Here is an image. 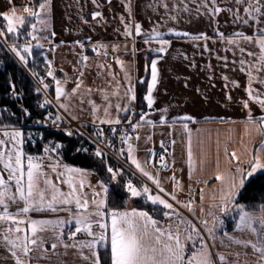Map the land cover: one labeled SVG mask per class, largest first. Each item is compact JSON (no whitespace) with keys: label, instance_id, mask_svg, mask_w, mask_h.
Instances as JSON below:
<instances>
[{"label":"snow or ice","instance_id":"6c2138e0","mask_svg":"<svg viewBox=\"0 0 264 264\" xmlns=\"http://www.w3.org/2000/svg\"><path fill=\"white\" fill-rule=\"evenodd\" d=\"M108 2L111 3V0ZM93 3H96V0H93ZM212 3L215 5L216 0H212ZM235 4L238 6L245 5L243 8L244 18H241L239 8H237L233 13L236 19L242 20L245 25L254 23L257 26V34L250 36L243 32H236L233 37L226 38L223 33H219L220 39L226 41L228 45H234L242 55L245 53V49L240 46L241 42L254 43L259 48L258 63L249 65V68L254 67L259 72L264 69V28L260 27L264 23V0H235ZM204 6L207 7V0H205ZM164 7L167 8V5L165 4ZM50 9L51 0H41L34 8H24L27 16L16 15L15 8L12 9L11 13H3V20L6 21V25L4 28H0V38L25 65L28 64V58L33 55V47L43 48V44L39 43V37L36 35L37 24L41 25V31L47 27V21L42 14L50 13ZM211 11L213 14H219L225 9L214 6ZM227 11L233 10L227 9ZM97 17H102V14L100 12L93 13V19ZM120 20L121 23H124L123 16L120 17ZM26 26H30V30L22 31ZM134 31L136 36H144V44L150 45L152 42L158 44L159 47L155 49L158 53L166 52L170 46V41L165 39V33L158 31L156 27L145 33L142 32V26L136 23ZM124 34L129 37L133 35L132 27L127 23H125ZM9 35L13 40L11 44L7 43ZM175 35L188 34L177 32ZM21 36L25 37L23 44L19 43ZM29 37L31 40L37 41L34 46L27 39ZM193 39H199V37H193ZM204 39L207 40L208 38L205 36ZM228 50L231 49H225V51ZM93 51H96L95 47ZM247 55L250 57L257 56V53L249 51ZM82 59L87 61L88 57L85 55ZM224 59L227 63V58ZM45 63L47 76L55 82V101L60 109L68 112V104L64 103L62 98H67L70 93L65 91L64 82L56 78L52 70V62L45 58ZM117 63L122 68L124 67V61L117 59ZM240 64L241 70H244L245 61L243 59L240 60ZM150 71L151 82L147 86V95L144 96V100L147 102V107L152 109L155 103L153 90L158 80L157 60L151 61ZM33 75L37 74L33 73ZM80 75L82 76L83 73L81 72ZM248 76L249 100L258 104L264 111V98L251 87L252 81L255 79L251 71L248 72ZM38 79L43 85V90L46 91L49 85L44 82L45 78L38 77ZM125 79L128 82L124 93L128 102L127 105L122 107L120 103H117L115 105L117 115L113 118L109 111L113 105L108 103L103 110L104 118L100 119V124L113 126L121 124L119 116L121 111L126 113L131 111L132 115H135L131 105L137 99L136 91L127 71L125 72ZM224 79L227 80V77ZM259 82L264 83V80ZM75 83L76 86L71 90V94L77 92L82 81L76 80ZM233 83L239 86L238 82L234 81ZM12 89L13 95H15L14 85H12ZM37 91L39 92L40 89ZM88 91L90 92L91 89ZM103 98L105 101L109 100L107 94H104ZM50 103L52 101L45 99L39 106L43 108ZM89 103L92 104V110L95 113L98 106L93 101H89ZM243 107L248 109L247 120L244 122L245 134L255 130L261 134L262 139L259 146L254 150L244 146L242 152L232 151L229 153L228 145L225 143L223 155L225 163L229 167L223 170L220 167V141L217 139L215 180L219 182V187L217 189L218 195L212 197L213 203L210 207L218 209L219 215L215 212H209L208 215L212 218L211 223L208 219L199 222L203 225V230L196 223L185 220L176 210L174 204L169 202L166 197H170L172 201L188 209L189 212H193L191 202L183 203L177 199L175 192H167L161 186L158 175H153L146 170L141 162L133 156L134 149L128 143L132 137L126 131L120 139L123 143H128V159L131 160L136 170L158 189V192L153 194L154 190L143 180L134 184L132 179H127L123 183L126 192L131 197H144L153 206H162L160 210L163 211V216L169 221L175 215V226L172 223L162 226L148 211L136 209L122 211L116 206H110L109 186L103 180L98 182L99 190L88 185L92 187V198L89 200L83 192L86 171L63 162L61 157L63 145L60 143L46 144L42 148L43 155L28 153L25 150V144L28 142L35 144L33 133L28 132L26 134L22 128L11 123H5L3 111H0V244L7 249L15 264H32L33 260L47 259L48 248L45 245L49 241H51L53 252L59 245H63L66 249L78 247L81 252L83 249H87L92 255V264H101V249L108 256V264H227L224 255L213 252L217 233L222 231L221 244H223L224 238H227L234 243H242L245 247L250 245L258 254L257 264H264V205L260 206L258 212H254L249 211L245 205L239 203V197L246 187V182H250L257 173H264V116L254 117L248 101L243 103ZM24 111L30 115L26 109ZM162 111L166 113L167 109ZM145 117L146 114L141 112L139 121L136 123H133L131 117H127V124L133 132L140 127L141 122L154 125L152 120ZM72 119H77V117L72 116ZM46 120H49L53 127H59V123L63 122L64 117L60 114L53 116L49 113ZM177 121H184L183 128L188 132L187 163L191 178L196 168V160L193 153L192 132L187 122L197 123V121L190 115L175 117L172 123L175 124ZM165 122L166 117L162 115L160 123ZM37 123L43 122L37 121ZM112 131L113 133L116 132L115 127L112 128ZM66 134L71 136L73 133L66 131ZM95 135L97 139H100L103 136V130L101 129ZM136 139L139 137L137 136ZM200 144L203 145L204 141L201 140ZM81 150L88 151L87 149H78V151ZM120 153L123 154V149H120ZM94 155L97 158H103L105 154L97 146ZM201 156L203 158L200 160V171L203 173L208 164V154L203 148L201 149ZM46 161L47 163H45ZM46 168L55 174V182L49 176V172L45 170ZM107 172L110 174V182L119 183L124 177L123 169L113 168L111 165L107 166ZM172 180L178 187L180 186L175 175H173ZM203 182L208 183L207 179H204ZM59 185H66L68 191L65 192ZM200 192L203 202V190L201 189ZM13 206H15L14 211L12 210ZM200 211L201 213L204 212L203 207L200 208ZM42 212H65L67 219H34L30 215L31 213ZM236 216L239 218L236 230H248L256 237L255 242L237 240L224 229L225 219L229 217L234 219ZM66 228L68 229L67 233L65 232ZM205 232L207 239L204 235ZM78 234L88 239L76 241ZM65 236H67L68 241H76V243H65ZM208 240L212 241L211 246L207 242ZM84 259H88V257H84Z\"/></svg>","mask_w":264,"mask_h":264},{"label":"crops","instance_id":"0c3cea01","mask_svg":"<svg viewBox=\"0 0 264 264\" xmlns=\"http://www.w3.org/2000/svg\"><path fill=\"white\" fill-rule=\"evenodd\" d=\"M165 4L167 8L164 7ZM204 4L205 0H111V3L108 0H96V3H93V0H51L50 13L42 14L47 21V27L41 31V25L37 24L36 35L39 37V43L43 44V48H33L43 52L44 61V55L47 53L63 52L68 57L83 51L86 55H90L94 62L89 65V71L93 69L97 72L102 60L105 63L113 62L108 70V75L94 79L95 92L107 93L111 96L107 104L113 105L109 110L113 118L117 115L115 105L120 103L123 107L128 103L124 97L128 86L125 72L127 71L131 76V82L136 91L137 99L131 105L133 108L138 105V88L140 86H146L144 96L147 95V86L151 82V61L157 60L158 80L153 90L155 103L152 107L156 112L147 118L152 120L154 125L143 123L136 129L129 142L134 149L133 156L141 162L146 170L153 175H158L161 186L169 193L175 192L177 199L181 202L187 203V198L197 192L199 195L192 204L193 212L185 209L189 212L190 218L196 216L199 220L208 219L210 222L209 212L219 215L218 209L210 207L213 203L212 197L218 195L219 187V182L215 180L217 139L220 141L221 170L229 167L226 165L223 155L225 143L228 145L229 153L232 151L242 152L244 146L254 150L262 139L261 134L255 130L245 134L244 122L247 120L248 109L243 107V103L249 102L254 117L264 116V111L260 106L249 100L247 92L248 72L251 71L255 78L251 87L264 98V83L259 82L264 80V69L258 72L254 67L249 68V65L258 63L259 48L254 43L241 42L240 46L245 49V53L242 55L238 48L228 45L219 36V33H223L226 38H231L236 32H243L250 36L257 34V26L254 23L245 25L233 14L239 8L240 16L244 18L243 8L245 5L238 6L235 4V0H216L215 5L212 0H207V7ZM214 6L225 9V11L213 14L211 9ZM25 7L34 8V0H0V18L3 20V13H11L13 8H15L16 15L27 16V13L24 12ZM227 9L233 11H227ZM95 12H100L102 17L93 19ZM121 16L124 17V23H121ZM3 22L4 28L6 21L3 20ZM125 23L132 27L133 35L130 37L124 34ZM136 23L142 26V32H150L156 27L158 31L165 33V39L170 41L166 52H156L155 49L159 45L155 42L150 45L144 44V36L135 35L134 25ZM260 27L264 28V23ZM170 31L171 34H169ZM177 32L188 35H175ZM53 33L55 35H52ZM205 36L208 38L207 40L204 39ZM193 37H199V39H193ZM28 40L33 46L37 43L30 37ZM83 44L95 45L96 51L85 52L81 47ZM226 48L231 50L225 51ZM249 51L257 53V56H248L247 52ZM234 52L235 54H233ZM117 59L124 61L123 68L117 63ZM241 59L245 61L244 70H241ZM60 72L63 71L60 70ZM88 75L92 77L90 72ZM224 77H227V80ZM100 78L104 79V83L99 80ZM234 81L238 82L239 86L233 83ZM107 104H98V110L95 113L87 117L76 115L77 119L74 120L100 124V119L104 118L103 110ZM142 105L147 107V102L144 99ZM164 109H167L166 113L162 111ZM64 113L70 118L73 116L70 112L64 111ZM129 113L121 111L119 116L122 119ZM162 115L166 117V122L163 124L160 123ZM184 115H190L197 121V123L187 122L192 132V146L196 160V168L191 178L187 163L189 137L188 132L183 128L185 122L172 123L175 117ZM137 136L139 139H136ZM201 140L204 141L203 145L200 144ZM202 148L208 154V164L203 173L200 171V160L203 158L201 156ZM163 150H168L169 159L165 165L161 166L157 159ZM127 161L132 170L154 190L153 194H156L158 189L155 185L143 177L128 159V147ZM259 174L261 173H257L255 176ZM173 175H175L176 181L180 182L179 187L172 180ZM204 179H207V184L203 182ZM198 180L200 182H197ZM201 189L204 195L203 202L201 201ZM161 195L163 194L161 193ZM133 198V203L128 204L129 201H127V207L124 210L147 211L135 207V201L138 198H142L148 206H152L154 209L162 208V206L151 205L144 197ZM166 198L169 199V202L176 204L170 197ZM261 205L264 203L254 209L248 207L247 209L258 212ZM201 207L204 209L203 213L200 211ZM12 210H15V206ZM149 214L151 215L150 212ZM30 215L34 219H48V217L53 220L67 219L65 212H42ZM182 217L187 220V217ZM228 219L231 222L235 220L231 217ZM238 219L237 216V221L232 225V229L226 231L237 240L255 242L256 237L248 230H246L245 238L238 236L240 233L239 230H236ZM67 231L66 228L65 232L67 233ZM222 236V231L217 233L216 248L220 254L226 257L227 264H257L258 254L250 245L247 247L242 245V253L239 256L237 249H241L240 245L227 238H224L223 244H221ZM81 239L88 238L78 234L76 241ZM76 241H68L65 236V243L73 244ZM45 247L48 248L46 254L48 258L36 261V264H92V255L87 249H83L81 252L78 247L66 249L63 245H59L53 252L51 241L46 243ZM102 251L104 250L101 249L100 254ZM0 252H6L8 255L7 260L0 264H15L14 259L2 244H0ZM84 257H88V259H84Z\"/></svg>","mask_w":264,"mask_h":264},{"label":"built area","instance_id":"2783aa9c","mask_svg":"<svg viewBox=\"0 0 264 264\" xmlns=\"http://www.w3.org/2000/svg\"><path fill=\"white\" fill-rule=\"evenodd\" d=\"M3 26L4 22L0 18V28H3ZM94 47L96 48L95 45L83 44V49L85 52L92 51ZM29 75L32 78L34 84L36 85V88L40 89L39 92H36L38 99L35 103V106L39 111L45 113V119L44 121H42L43 123H37V121L40 120H34L32 123L22 127L26 134L28 132L33 133V137L35 139L34 145L31 142L25 144V150L32 151L36 155H43L42 148L44 145L49 143H60L63 145V148L61 150V157L63 162L66 163L65 155L67 152V146L70 145L72 146L73 152L75 154H81L87 157L99 159L105 163L106 168L108 165H111L113 166V168L123 169V171L127 172L128 174V176L125 177L124 181H126L127 179H132L133 183L137 184V182L142 180L132 170L127 161V147L130 141L128 143H123L120 137L125 131L132 138L135 134V132L132 131V128L127 124V117H131L133 123H136L139 121V114L141 112H144L146 114L145 118L147 119L148 117L155 114V109H149L148 107H140L139 105H135L132 108L135 111V115L133 116L132 112L130 111V113L126 117L121 119V124L114 126L109 124H93L86 121L74 120L70 118L66 113H64V111L60 109L55 103L53 98L54 83L52 79L42 73H38L37 75H32L29 73ZM38 77L45 78L44 82L49 85V88L46 91L43 90V85L40 84ZM11 96L17 103L20 110L25 113L24 110L26 108L22 103V94L16 92V94L13 95L12 92ZM45 99L52 101V103L47 104L45 107L41 108L39 105L43 103ZM49 113H51L53 116L56 114H60L62 117H64L63 122L59 123V127H53L51 125V122L49 120H46V117H48ZM26 115L27 117H29L28 114ZM142 124L143 122H141L140 126ZM113 127H115L116 129L115 133H113L112 131ZM101 129L103 130V136L100 139H97L95 134ZM66 131H72L73 134L71 136H68L66 134ZM58 136L61 137L62 140L58 139ZM109 144L111 146H108ZM97 146H99L102 152L105 154L103 158H97L94 155ZM78 149H87L88 151H78ZM120 149H123V154L120 153ZM161 157H163V160H161ZM168 159V150H163L159 153L157 161L159 165L163 166L168 161ZM45 163H47V161ZM198 195L199 194L197 192H194L191 196L187 198L186 202H191V204H193ZM174 207L181 214V216L190 218L189 212H187L186 209L180 204H174ZM150 213L154 219L160 222L162 226L166 225L167 223H172L173 226H175V215H173L172 219L169 221L163 216V211L159 209H154ZM229 222V219L226 218L224 226L225 230H227V225Z\"/></svg>","mask_w":264,"mask_h":264},{"label":"trees","instance_id":"16d2710c","mask_svg":"<svg viewBox=\"0 0 264 264\" xmlns=\"http://www.w3.org/2000/svg\"><path fill=\"white\" fill-rule=\"evenodd\" d=\"M40 2L41 0H34V7ZM27 30H30V26H26L22 31L26 32ZM12 42V37L9 35L7 43L11 44ZM24 42L25 37L21 36L19 43L23 44ZM29 73L32 75L33 73L47 75V67L43 58V52L33 48V55L28 58V64L25 65L9 50L4 40L0 39V111H3V120L5 123H11L20 128L32 123L34 120H40L42 122L45 119V113L39 111L35 106L38 99L36 94L37 88ZM12 85L15 86V91L17 93L22 94V103L28 113H30L29 117L20 110L17 103L12 98ZM145 92V85L138 88V105L140 107H144L142 103ZM58 139L62 140L59 136ZM26 151L36 155L32 151ZM72 152V146L68 145L65 155L66 163L92 170L99 180H103L104 183L109 186L108 195L110 206H116L120 210L126 209L129 194L126 192L123 183L125 177L128 176L127 172L123 171L124 177L119 183L115 181L110 182V174L107 172L106 165L103 161ZM138 183L139 182H137V184ZM239 203L245 205L249 209H254L264 203V173L255 176L250 182H246V187L242 190V194L239 197ZM135 207L147 210L148 212L154 209V207L148 206L142 198H138L135 201ZM236 221L237 216L235 220L229 222L228 231L232 229V225H234ZM100 256L101 264H108V256L104 251L101 252Z\"/></svg>","mask_w":264,"mask_h":264},{"label":"rangeland","instance_id":"374dc122","mask_svg":"<svg viewBox=\"0 0 264 264\" xmlns=\"http://www.w3.org/2000/svg\"><path fill=\"white\" fill-rule=\"evenodd\" d=\"M85 55H86V53H84L83 51L80 54H76V55L68 56V57L63 52L57 53V54L47 53L44 55L48 61L52 62V70H53L56 78L61 80L62 82H64L65 91L67 93H70V95L67 98H62V101L64 103L68 104V112L73 114V116L81 115V116L87 117V116L92 115V113H93L92 104L89 103V101H93L96 105H98V104L106 105L108 102V101H105L103 98L104 94H107V93H96L95 92L94 79H95V77H103V76L108 75V70L111 67L113 62L112 63H109V62L105 63L102 60V61H100L101 65L98 67L99 69L96 68L97 72H95L93 69L91 71H89L88 68H89V65L93 62V59H91L90 55H86L88 57V60L83 61L82 58ZM59 69L62 70L63 72H60ZM81 72L83 73L82 76L80 75ZM89 72H90V75L92 77H90L88 75ZM49 78H51V77H49ZM76 80L82 81L81 87L77 90V92L75 94H71V90L73 88H75V86H76V83H75ZM99 80H101V82L104 83L103 78H100ZM53 83H54L53 96L55 98V82L53 81ZM89 89H91L90 92L88 91ZM108 97H111V96L108 95ZM81 101H83V102H81ZM69 165H71V164H69ZM71 166H74V165H71ZM74 167H78V166H74ZM78 168H81V167H78ZM81 169H84L86 171V175L84 176L85 187L83 189V192L87 196V198L89 200H91V198H92V195H91L92 194V187H89L88 185H92L93 187H96L97 190H99L97 185H98V182L101 180H99L97 175L92 170L85 169V168H81ZM45 170L49 172V176L55 182L56 181L55 174L52 173L50 171V169L46 168ZM77 179H79V177H77ZM59 186L65 192L68 191L66 185H59ZM128 201H129L128 204L129 203L131 204V203H133L134 198L129 196ZM45 213H48V212H45ZM49 218L50 217H48V219ZM187 220H190V221L196 223L198 225V227H200L201 230H203V225H201L199 223L201 220H199L196 216H193V218L187 217ZM210 223H211V221H210ZM204 235H205V238L207 239V233L206 232L204 233ZM238 236L245 238L246 230L240 231ZM207 242L209 243L210 246L212 245L211 240H208ZM239 245H240L241 249H237V250H238V253L240 256L242 253V247H243L242 245L243 244L241 243ZM4 249H6V248L4 247ZM213 252L219 253V251L216 248V241H215V247L213 249ZM232 252H233V250H232ZM243 253H244V251H243ZM7 256L8 255L6 252H0V262L6 261ZM226 261L228 262V260H226ZM32 264H36V261L33 260Z\"/></svg>","mask_w":264,"mask_h":264}]
</instances>
